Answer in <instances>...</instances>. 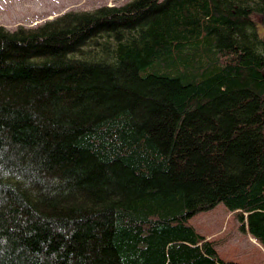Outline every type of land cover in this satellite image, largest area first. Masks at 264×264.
<instances>
[{
  "label": "trees",
  "instance_id": "trees-1",
  "mask_svg": "<svg viewBox=\"0 0 264 264\" xmlns=\"http://www.w3.org/2000/svg\"><path fill=\"white\" fill-rule=\"evenodd\" d=\"M264 0H131L0 27V264H227L264 248Z\"/></svg>",
  "mask_w": 264,
  "mask_h": 264
},
{
  "label": "rangeland",
  "instance_id": "rangeland-1",
  "mask_svg": "<svg viewBox=\"0 0 264 264\" xmlns=\"http://www.w3.org/2000/svg\"><path fill=\"white\" fill-rule=\"evenodd\" d=\"M131 0H0V27L15 30L34 27L71 11H94L103 6H123ZM165 0H161L164 2ZM264 36V24L256 19ZM189 223L214 243L227 264H264V248L249 233L236 213L224 204L194 215Z\"/></svg>",
  "mask_w": 264,
  "mask_h": 264
}]
</instances>
